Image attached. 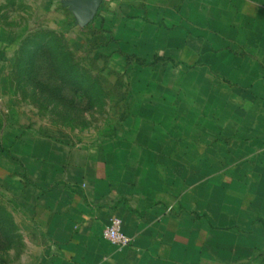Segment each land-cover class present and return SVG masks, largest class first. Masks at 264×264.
Masks as SVG:
<instances>
[{"label": "crops", "instance_id": "0c3cea01", "mask_svg": "<svg viewBox=\"0 0 264 264\" xmlns=\"http://www.w3.org/2000/svg\"><path fill=\"white\" fill-rule=\"evenodd\" d=\"M137 7L114 35L131 121L92 145L1 138L0 182L44 264H264V0ZM113 218L130 247L104 239Z\"/></svg>", "mask_w": 264, "mask_h": 264}, {"label": "rangeland", "instance_id": "374dc122", "mask_svg": "<svg viewBox=\"0 0 264 264\" xmlns=\"http://www.w3.org/2000/svg\"><path fill=\"white\" fill-rule=\"evenodd\" d=\"M71 1L0 0V139L10 155L24 137L114 140L136 110V87L121 69L114 35L142 0H99L90 24ZM32 217L0 182V264H44L48 248Z\"/></svg>", "mask_w": 264, "mask_h": 264}, {"label": "built area", "instance_id": "2783aa9c", "mask_svg": "<svg viewBox=\"0 0 264 264\" xmlns=\"http://www.w3.org/2000/svg\"><path fill=\"white\" fill-rule=\"evenodd\" d=\"M104 239L112 245L125 249L132 245L133 240L123 231V222L120 218H113L104 230Z\"/></svg>", "mask_w": 264, "mask_h": 264}, {"label": "water", "instance_id": "95a60500", "mask_svg": "<svg viewBox=\"0 0 264 264\" xmlns=\"http://www.w3.org/2000/svg\"><path fill=\"white\" fill-rule=\"evenodd\" d=\"M101 3L99 0H77L71 1L69 4L81 17L84 24H90L97 18Z\"/></svg>", "mask_w": 264, "mask_h": 264}, {"label": "trees", "instance_id": "16d2710c", "mask_svg": "<svg viewBox=\"0 0 264 264\" xmlns=\"http://www.w3.org/2000/svg\"><path fill=\"white\" fill-rule=\"evenodd\" d=\"M0 146H1V144H0Z\"/></svg>", "mask_w": 264, "mask_h": 264}]
</instances>
